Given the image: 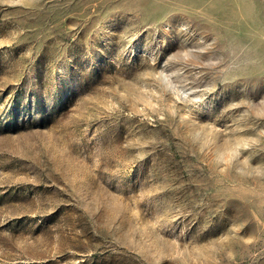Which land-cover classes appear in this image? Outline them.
<instances>
[{"label": "rangeland", "instance_id": "obj_1", "mask_svg": "<svg viewBox=\"0 0 264 264\" xmlns=\"http://www.w3.org/2000/svg\"><path fill=\"white\" fill-rule=\"evenodd\" d=\"M0 264H264V0H0Z\"/></svg>", "mask_w": 264, "mask_h": 264}]
</instances>
